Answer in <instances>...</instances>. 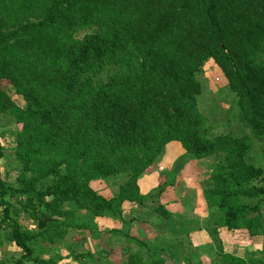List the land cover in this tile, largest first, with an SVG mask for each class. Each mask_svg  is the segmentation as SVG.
I'll return each instance as SVG.
<instances>
[{
  "label": "trees",
  "instance_id": "16d2710c",
  "mask_svg": "<svg viewBox=\"0 0 264 264\" xmlns=\"http://www.w3.org/2000/svg\"><path fill=\"white\" fill-rule=\"evenodd\" d=\"M211 59L238 97L246 136L214 135L201 110L197 74ZM6 113L18 126L15 156L23 170L19 186L5 180L0 139V230L22 252L5 264H55L36 257L34 246H62L71 232L86 241L101 233L95 218H122L126 206L144 205L151 197L139 180L173 141L197 160L224 157L206 198L243 240L264 238V167L249 161L264 141V0H0V116ZM122 176L113 197L92 186ZM153 210L173 217L165 205ZM24 215L37 228L21 224ZM211 232L216 264H264V251L227 253L218 229ZM126 234L149 250L146 240ZM141 251L73 256L168 264Z\"/></svg>",
  "mask_w": 264,
  "mask_h": 264
},
{
  "label": "crops",
  "instance_id": "0c3cea01",
  "mask_svg": "<svg viewBox=\"0 0 264 264\" xmlns=\"http://www.w3.org/2000/svg\"><path fill=\"white\" fill-rule=\"evenodd\" d=\"M211 158L213 157L197 160L190 157L180 142L169 143L163 156L139 180L142 193L150 195L151 198L144 205L126 206L122 218L110 216L95 218L101 233L112 232L109 235L93 234L83 241L82 232L77 234L71 232L66 242L58 246L61 249L52 247L49 250L50 256L58 259L55 264H108L111 259L107 262L103 260L107 254L100 255V262L88 260L81 263L74 259L73 252L100 254L104 249L105 251L125 249L129 245L126 233L146 240L155 256L161 255L168 260L170 254L176 255L180 264H216L218 253L214 237L209 232L211 228L218 229L219 238L223 240L224 249L228 253L244 257L247 252L262 250L264 238L241 239L239 231L234 232L224 225V214L206 198V193L213 187L211 174L215 164L207 162L204 165V162L212 161ZM126 180L127 178L123 176L113 178L109 182L96 180L92 182V186L109 198L118 193ZM160 205H165L172 213L171 221L153 210ZM87 215L88 219L93 218L90 213ZM243 241L249 243L241 246ZM237 242H240V245ZM41 247L43 248L42 245L34 246L36 257L40 256L36 249L39 250ZM61 256L62 259H59ZM112 264L120 263L115 261Z\"/></svg>",
  "mask_w": 264,
  "mask_h": 264
},
{
  "label": "rangeland",
  "instance_id": "374dc122",
  "mask_svg": "<svg viewBox=\"0 0 264 264\" xmlns=\"http://www.w3.org/2000/svg\"><path fill=\"white\" fill-rule=\"evenodd\" d=\"M85 32L80 33L79 37H84ZM198 79L201 81L203 86V92L199 96V104L201 110L209 117V125L212 127L214 135L233 133L236 136H246L250 134V130L239 120L238 118V97L231 90L229 81L222 73L219 66L215 63L213 59L209 60L202 69L197 74ZM9 94L13 100L21 107H26V100L16 93L14 87L9 89ZM17 124L13 115L6 113L0 116V139L2 144L6 147L5 157L1 160V172L5 180L11 183L13 186H19L18 178L22 173L23 166L15 156V147L17 145ZM191 157V156H190ZM212 161L205 160L204 165L209 163L217 165L220 161L224 160L223 156L213 157ZM249 161L257 166L264 167V141L263 143H258L249 155ZM179 163V162H178ZM160 166V165H159ZM161 166H163L161 164ZM182 166V164L180 165ZM215 166L212 169L214 172ZM176 167V166H175ZM116 191V190H113ZM264 211V210H263ZM20 223L27 225L32 228H37V225L27 216H22L20 218ZM213 229V228H211ZM234 231V230H232ZM210 235H212L211 230H209ZM236 232V231H234ZM138 237V236H137ZM241 237V236H240ZM263 237H261L262 239ZM0 239H4V244L0 245V264H5L7 262L13 263L22 256L20 249L14 244L6 240L4 230H0ZM220 239V238H219ZM239 240L240 238L237 237ZM242 239V238H241ZM213 240H217L213 238ZM223 243V240L220 239ZM241 241V240H240ZM235 242V241H234ZM241 246H245L246 241L241 242ZM115 244V242L113 243ZM240 245V242H237ZM135 251L142 250V254L152 253L149 247L148 249H140L136 243H129V247ZM218 253V246L214 242ZM233 246V243L231 242ZM43 246V245H42ZM224 247V244H223ZM127 248V247H126ZM252 248V247H251ZM52 246H43L39 250L36 249V253L43 257H50ZM53 249H61L56 245ZM146 250V253H145ZM156 253V251L152 248ZM144 251V253H143ZM264 251V246L262 250ZM228 253V252H227ZM250 253V252H249ZM253 253V252H252ZM170 259H168L169 264H180L178 257L174 254H170ZM34 259V257H33ZM34 264V263H33Z\"/></svg>",
  "mask_w": 264,
  "mask_h": 264
},
{
  "label": "water",
  "instance_id": "95a60500",
  "mask_svg": "<svg viewBox=\"0 0 264 264\" xmlns=\"http://www.w3.org/2000/svg\"><path fill=\"white\" fill-rule=\"evenodd\" d=\"M49 220H50L49 217L40 220V222H39V228L42 229V228L46 225V223H47Z\"/></svg>",
  "mask_w": 264,
  "mask_h": 264
}]
</instances>
